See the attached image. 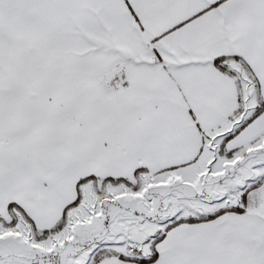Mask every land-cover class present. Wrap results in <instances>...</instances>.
<instances>
[{
	"label": "snow or ice",
	"instance_id": "obj_1",
	"mask_svg": "<svg viewBox=\"0 0 264 264\" xmlns=\"http://www.w3.org/2000/svg\"><path fill=\"white\" fill-rule=\"evenodd\" d=\"M0 264H264V0H0Z\"/></svg>",
	"mask_w": 264,
	"mask_h": 264
}]
</instances>
